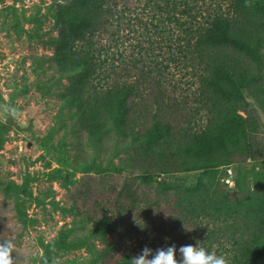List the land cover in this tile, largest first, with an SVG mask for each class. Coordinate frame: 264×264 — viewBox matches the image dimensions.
<instances>
[{"label":"trees","instance_id":"1","mask_svg":"<svg viewBox=\"0 0 264 264\" xmlns=\"http://www.w3.org/2000/svg\"><path fill=\"white\" fill-rule=\"evenodd\" d=\"M178 5L175 0H56L60 29L53 58L61 74L74 76L64 105L77 109L94 144L107 147L119 137L145 146L126 161L129 172L142 173L146 183L156 175L168 178L99 203L86 217L103 235V264H131L157 218L169 225L166 234L175 241L189 236L195 245L216 244L221 255L231 254L229 264H264V168L248 166L262 160L260 126L240 113L248 99L264 112V0H254L252 8L232 0V15L206 19L197 28L193 8L184 2L179 11ZM163 11L164 23L158 18ZM127 14L147 44L138 56L126 57L120 49L122 29L132 31ZM184 15L191 21L181 20ZM152 49L165 50L146 61ZM189 66L200 71L197 103L204 105L207 119L194 131L182 125H191L194 114L172 97L173 75ZM7 131L0 125V147ZM228 171L232 177L226 183ZM199 223L213 227L200 231ZM8 230L0 216V240ZM66 248L63 238L47 245L48 264L52 251Z\"/></svg>","mask_w":264,"mask_h":264},{"label":"rangeland","instance_id":"2","mask_svg":"<svg viewBox=\"0 0 264 264\" xmlns=\"http://www.w3.org/2000/svg\"><path fill=\"white\" fill-rule=\"evenodd\" d=\"M175 1L179 11L184 10L181 5L184 2L193 8V15H197L195 28L206 19L233 14L232 0ZM164 4L165 1L161 2ZM55 10L56 0H0V106L13 105L23 112V118L13 119L0 109V125L9 127L0 147V216L9 229L5 239L16 243L14 255L19 264H43L42 257L48 260L45 247L58 244L62 238L68 248L52 251V264H103V235L95 232L86 212L121 193L148 190L150 185L155 187L168 178L156 175L146 183L142 173L129 172L126 161L145 146L119 137L108 141L107 147L94 144L79 122L77 109L64 105L62 96L74 76L61 74L54 62V39L60 29ZM166 17V11L158 15L163 23ZM124 18L132 31L125 30L127 26L122 29L121 52L126 57L138 56L141 45H147L143 42L145 38H141L142 30H138L134 17L127 14ZM139 18L147 21L149 16ZM181 20L188 22L191 18L184 15ZM150 36L156 40V35ZM164 50L152 49L144 58L155 60L156 54ZM192 68L184 67L173 75L172 86L176 84V90L172 97L181 102L187 114H194L191 125L182 124L194 131L197 125L205 126L207 119L204 105L197 103L200 71ZM247 102L248 106L240 113L259 123L257 141L262 149V160L248 166L260 169L264 168V112L253 100ZM228 173L226 183L232 177ZM160 224L165 233H161V227L155 230ZM198 227L202 231L213 226L199 223ZM153 228L144 247L153 250L171 245L177 249L189 244L203 247L200 241L196 245L189 243V236L181 241L167 236L169 225L159 218L154 220ZM203 248L221 255L216 244ZM228 248L230 251L231 246ZM222 254L227 259L231 256L225 251Z\"/></svg>","mask_w":264,"mask_h":264},{"label":"clouds","instance_id":"3","mask_svg":"<svg viewBox=\"0 0 264 264\" xmlns=\"http://www.w3.org/2000/svg\"><path fill=\"white\" fill-rule=\"evenodd\" d=\"M244 7H254V0H244ZM0 109L13 119L23 118V112L13 105H2ZM15 251L16 243L13 239L0 240V264H19L18 257L14 256ZM41 259L43 264H48L47 258ZM131 264H229V261L224 255H217L198 244H189L179 249L175 245L156 250L145 246L139 254L131 258Z\"/></svg>","mask_w":264,"mask_h":264}]
</instances>
